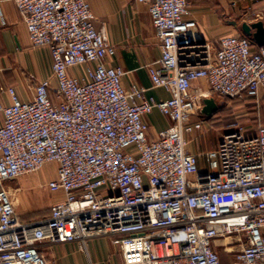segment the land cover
Segmentation results:
<instances>
[{
    "label": "built area",
    "instance_id": "1",
    "mask_svg": "<svg viewBox=\"0 0 264 264\" xmlns=\"http://www.w3.org/2000/svg\"><path fill=\"white\" fill-rule=\"evenodd\" d=\"M10 1L53 64L32 100L15 88L9 105L0 100V264H51L43 244L86 250L101 237L114 239L125 264H223L220 250L232 246L241 249L230 264H264V125L251 135L233 124L214 150H189L207 130L204 99L258 98L264 45L233 35L216 49L187 18L189 0H133L148 5L160 44L149 73L170 97L156 101L107 65L116 47L88 0ZM155 110L172 125L151 141L146 118ZM49 164L57 177L44 188L60 199L48 217L25 221L10 184Z\"/></svg>",
    "mask_w": 264,
    "mask_h": 264
},
{
    "label": "crops",
    "instance_id": "2",
    "mask_svg": "<svg viewBox=\"0 0 264 264\" xmlns=\"http://www.w3.org/2000/svg\"><path fill=\"white\" fill-rule=\"evenodd\" d=\"M88 1L95 17V27L103 29L109 42L116 47V56L109 59L107 65L120 66L124 69L123 83L127 88L139 84L147 89V97L156 101L168 99L170 97L168 92L153 87L149 73L151 67L158 66L161 50L148 5L133 0ZM189 3L190 15L187 18L197 21L198 32L216 49L219 48V42L223 37L244 35L243 24L257 22L264 24V0L257 3L250 0H189ZM253 13H262V18L257 19ZM52 64L49 48L33 46L24 15L16 4L10 0H0V100L5 105L11 103L9 88H15L22 100H32L36 85L51 78ZM83 71L84 68L73 69L72 74L80 76ZM253 100L264 104V89L260 91L258 98ZM194 120H197V117ZM146 121L151 141L158 139L160 133L172 125V122L158 110L147 117ZM212 121L213 116L207 117V134L216 129ZM2 123L3 117L0 115V125ZM249 130L251 135H254L257 128ZM215 132L220 142L221 136L223 137L227 130ZM198 141V139L191 141L190 152L202 155L215 149H209L210 144H207V151L200 152ZM199 166L202 170L208 171V159L201 156ZM58 199L60 195H56L52 201L56 202ZM18 212L23 220L29 221L19 208ZM49 215L50 211L44 217ZM86 248L82 250L79 243L55 246L43 244L41 251L51 264H125L120 246L113 238L91 239L87 242Z\"/></svg>",
    "mask_w": 264,
    "mask_h": 264
},
{
    "label": "rangeland",
    "instance_id": "3",
    "mask_svg": "<svg viewBox=\"0 0 264 264\" xmlns=\"http://www.w3.org/2000/svg\"><path fill=\"white\" fill-rule=\"evenodd\" d=\"M213 98L218 105V111L213 115V121L211 122L216 128L215 131L219 130L220 133L225 130L228 131L229 127L233 124H239L251 130L264 124L263 102L253 100L254 98L232 99L218 96H214ZM215 131L207 134L206 130L198 138V143H200L198 151H207V144H210L209 149L218 146V134ZM56 171L57 167L54 164H49L39 173L21 177L10 184V188L13 191L20 189L21 192L22 190L21 193L18 192L15 196L17 207L29 221L42 219L55 203L52 199L56 195L44 188V186L49 181L55 179ZM240 249L237 246H232L230 250H221L222 263L230 264L232 262V255Z\"/></svg>",
    "mask_w": 264,
    "mask_h": 264
},
{
    "label": "water",
    "instance_id": "4",
    "mask_svg": "<svg viewBox=\"0 0 264 264\" xmlns=\"http://www.w3.org/2000/svg\"><path fill=\"white\" fill-rule=\"evenodd\" d=\"M242 31L245 36L254 40L257 46L264 45V24L257 22L253 24H243ZM218 111V105L214 98H208L203 100V108L201 114L206 117H212Z\"/></svg>",
    "mask_w": 264,
    "mask_h": 264
}]
</instances>
